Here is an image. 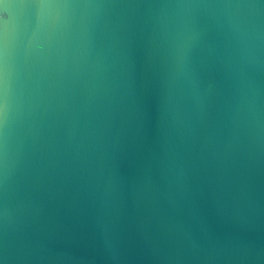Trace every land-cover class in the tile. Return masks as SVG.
Segmentation results:
<instances>
[{
    "label": "clouds",
    "instance_id": "clouds-1",
    "mask_svg": "<svg viewBox=\"0 0 264 264\" xmlns=\"http://www.w3.org/2000/svg\"><path fill=\"white\" fill-rule=\"evenodd\" d=\"M137 39L159 94L146 152ZM125 160L153 256L264 264V0H0V264H130ZM59 205L93 242L61 235Z\"/></svg>",
    "mask_w": 264,
    "mask_h": 264
},
{
    "label": "water",
    "instance_id": "water-1",
    "mask_svg": "<svg viewBox=\"0 0 264 264\" xmlns=\"http://www.w3.org/2000/svg\"><path fill=\"white\" fill-rule=\"evenodd\" d=\"M130 73L135 92V103L139 111V122L142 125L143 145L141 152L155 146L159 136V94L155 76L150 67L146 44L142 40H135L130 49ZM126 183V213L122 219L123 240L134 259L130 264H173L161 257L153 256L148 250V242L141 236L139 226L149 219L148 214L135 206L132 191L136 168L131 160H125L120 169ZM206 204V201L204 202ZM57 230L63 234H72L89 243L95 237L91 226L82 223L73 210L67 205L57 206L55 213ZM153 238L159 237V223L151 219ZM59 241L57 246H62ZM79 254V250H76ZM46 264V262H37ZM180 264H198L196 261H181Z\"/></svg>",
    "mask_w": 264,
    "mask_h": 264
}]
</instances>
